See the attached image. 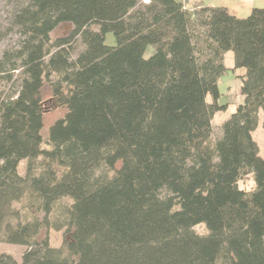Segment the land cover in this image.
Returning <instances> with one entry per match:
<instances>
[{"label":"trees","instance_id":"1","mask_svg":"<svg viewBox=\"0 0 264 264\" xmlns=\"http://www.w3.org/2000/svg\"><path fill=\"white\" fill-rule=\"evenodd\" d=\"M13 20L21 40L0 57V242L26 250L0 264H264L252 135L264 113V8L238 17L180 0H25ZM63 23L72 32L53 39ZM227 51L244 69V101L214 139ZM61 107L44 136L45 114ZM51 230L70 239L52 246Z\"/></svg>","mask_w":264,"mask_h":264},{"label":"rangeland","instance_id":"2","mask_svg":"<svg viewBox=\"0 0 264 264\" xmlns=\"http://www.w3.org/2000/svg\"><path fill=\"white\" fill-rule=\"evenodd\" d=\"M25 0H0V57L5 49H13L16 47L21 40L20 32L18 28L14 25L13 15L15 11L19 8V6ZM213 4L219 5L221 0H210ZM141 4H145L143 0H141ZM244 16V15H240ZM246 16V15H245ZM97 29V27H93ZM73 30V26L70 23L60 24L52 33L51 37L53 39L61 38L69 35ZM105 42L108 45H115V37L112 32L106 34ZM84 46L80 42L77 41L76 44V53L83 50ZM155 51V46L149 45L145 50L144 57L149 58ZM224 64L227 67V73L223 75L218 82L220 97L219 103L228 105L226 110L219 111L215 113L212 119L213 126V138L217 139L221 135V126L222 124L231 116L233 112H235L238 104L244 101L243 95L240 93V85L241 80L238 77L242 71V69H234V54L232 51H227L224 53ZM15 79V77H14ZM16 82L13 85L16 86ZM6 87L5 83L0 85V89L2 90ZM50 95V89L46 85L43 91V96L47 98ZM208 100L211 101V97H208ZM66 109L61 107L57 108L51 112H47L44 116V136L47 135L48 127L54 123L57 119L63 117L65 115ZM264 113L261 111L259 113V120L256 129L253 131V139L256 141L259 147V154L262 158H264ZM26 161L23 160L19 164V172L21 174L25 171ZM120 162L117 166H120ZM240 187L245 190H250L253 187V177L247 176L239 183ZM196 231L199 233H206L205 227L203 225H199L196 228ZM46 235V231L43 230L41 235L39 236V240L44 238ZM65 238L70 239V234L64 233L62 231H54L51 230L49 232L50 244L52 246H59L63 242ZM26 250L25 246L8 244L0 242V253L7 254L12 256L16 261H21L22 254Z\"/></svg>","mask_w":264,"mask_h":264},{"label":"crops","instance_id":"3","mask_svg":"<svg viewBox=\"0 0 264 264\" xmlns=\"http://www.w3.org/2000/svg\"><path fill=\"white\" fill-rule=\"evenodd\" d=\"M219 5L213 4L210 0H192L194 4H202L205 6H223L226 7L229 12L238 17H246L249 15L253 8H264V0H221ZM244 15V16H240ZM246 15V16H245ZM244 73L242 69L240 74Z\"/></svg>","mask_w":264,"mask_h":264},{"label":"built area","instance_id":"4","mask_svg":"<svg viewBox=\"0 0 264 264\" xmlns=\"http://www.w3.org/2000/svg\"><path fill=\"white\" fill-rule=\"evenodd\" d=\"M150 0H143L144 3H149ZM185 5H188L192 0H180Z\"/></svg>","mask_w":264,"mask_h":264}]
</instances>
